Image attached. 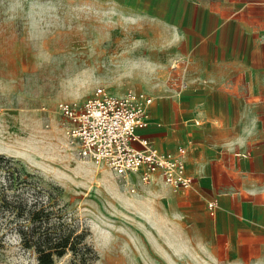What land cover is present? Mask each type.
Instances as JSON below:
<instances>
[{"label": "rangeland", "instance_id": "1", "mask_svg": "<svg viewBox=\"0 0 264 264\" xmlns=\"http://www.w3.org/2000/svg\"><path fill=\"white\" fill-rule=\"evenodd\" d=\"M225 1L208 0L212 5ZM176 4L0 0V155L5 157L0 159V188H38L40 194L57 196L56 207L78 228H86L85 240L96 255L80 263L67 253L54 264H264V240H245L239 245L243 257H238L207 233L206 203L216 198L197 188H210L205 184L211 182L234 186L235 178L224 170L203 180L194 170L193 142L195 181L175 189L161 181L115 175L106 165L81 157L66 136L57 104L79 103L97 86L151 98L148 112L153 109L155 121L168 132L195 137L201 131L189 127L195 119L187 120L189 111L177 96L184 83L178 60L194 39L195 4ZM233 132L225 135L218 153L237 155ZM5 164L12 165L10 173ZM0 236V264H38L14 232L0 230Z\"/></svg>", "mask_w": 264, "mask_h": 264}, {"label": "crops", "instance_id": "2", "mask_svg": "<svg viewBox=\"0 0 264 264\" xmlns=\"http://www.w3.org/2000/svg\"><path fill=\"white\" fill-rule=\"evenodd\" d=\"M180 1L195 4L190 27L194 39L178 60L184 83L177 96L187 107L185 112L189 111L187 120L195 119L189 127L201 131L195 137L168 132L155 121L151 109V123L140 133L162 150L185 146L186 170L194 181L190 142L196 147L194 170L203 180L224 170L235 178L234 186L223 188L211 182L205 184L210 188L197 189L216 198L210 199L216 201V211L209 214L207 233L211 231L220 241V248L243 257L241 243L264 240V57L260 39L264 0H227L216 5L208 0H177V8ZM177 111L180 114L179 106ZM199 120L202 126L197 127ZM155 124H161L160 128L155 129ZM231 130L236 156L217 151ZM131 179L137 180L136 176ZM157 181L160 178L148 183Z\"/></svg>", "mask_w": 264, "mask_h": 264}, {"label": "built area", "instance_id": "3", "mask_svg": "<svg viewBox=\"0 0 264 264\" xmlns=\"http://www.w3.org/2000/svg\"><path fill=\"white\" fill-rule=\"evenodd\" d=\"M150 101L134 91L113 94L97 86L83 101H61L57 108L81 157L106 165L115 175L136 176L144 183L160 178L172 188H189L194 177L186 170L185 146L162 150L140 133L147 126ZM206 207L214 215L216 201L209 200Z\"/></svg>", "mask_w": 264, "mask_h": 264}, {"label": "trees", "instance_id": "4", "mask_svg": "<svg viewBox=\"0 0 264 264\" xmlns=\"http://www.w3.org/2000/svg\"><path fill=\"white\" fill-rule=\"evenodd\" d=\"M11 167L5 164L7 172ZM40 193L38 188H0L2 234L14 232L20 247L31 251L38 264H54L67 253L80 263L95 258L94 249L85 240L86 228H78L72 217L56 207L57 196Z\"/></svg>", "mask_w": 264, "mask_h": 264}, {"label": "bare ground", "instance_id": "5", "mask_svg": "<svg viewBox=\"0 0 264 264\" xmlns=\"http://www.w3.org/2000/svg\"><path fill=\"white\" fill-rule=\"evenodd\" d=\"M147 110H148V106H147ZM151 123V120H150V113L148 112L147 113V126ZM146 126V127H147Z\"/></svg>", "mask_w": 264, "mask_h": 264}]
</instances>
